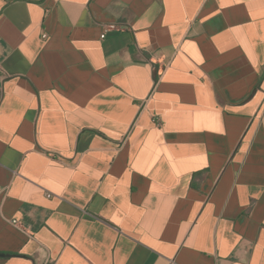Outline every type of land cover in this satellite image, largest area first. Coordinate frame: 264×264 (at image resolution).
<instances>
[{
    "label": "crops",
    "instance_id": "1",
    "mask_svg": "<svg viewBox=\"0 0 264 264\" xmlns=\"http://www.w3.org/2000/svg\"><path fill=\"white\" fill-rule=\"evenodd\" d=\"M0 264H264V0H0Z\"/></svg>",
    "mask_w": 264,
    "mask_h": 264
},
{
    "label": "built area",
    "instance_id": "2",
    "mask_svg": "<svg viewBox=\"0 0 264 264\" xmlns=\"http://www.w3.org/2000/svg\"><path fill=\"white\" fill-rule=\"evenodd\" d=\"M110 28H114L113 26H109ZM45 37V36H44ZM101 38H104V35L101 36ZM157 125H160V122H157ZM48 197H50V195H48ZM11 224L17 228L21 227V223L18 220H12Z\"/></svg>",
    "mask_w": 264,
    "mask_h": 264
}]
</instances>
